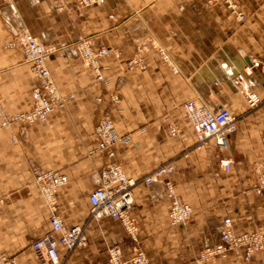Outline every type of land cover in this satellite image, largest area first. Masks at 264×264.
I'll return each instance as SVG.
<instances>
[{
	"label": "crops",
	"instance_id": "0c3cea01",
	"mask_svg": "<svg viewBox=\"0 0 264 264\" xmlns=\"http://www.w3.org/2000/svg\"><path fill=\"white\" fill-rule=\"evenodd\" d=\"M234 1L244 20L213 0H106L89 7L79 0H0L3 114L32 111V92L40 85L21 46L14 45L22 32L56 48L48 67L67 99L45 122L2 126L0 119V254L16 264H39L31 244L51 231L52 216L34 180L33 171L40 169L68 176L57 214L67 227H85L86 246L61 248L63 264H108L113 246L123 264H131L136 244L122 225L89 219V196L101 185L102 169L119 163L138 181L132 215L139 224L138 246L150 264H264V250L249 259L242 250L202 259L206 247L219 243L226 218L238 234L264 233V190L256 194L253 173L264 163V71L251 77L262 99L255 109L236 80L245 65L264 59V0ZM83 39H91L95 50L121 53L101 59L106 83L83 64L78 51ZM138 52L145 67L130 69ZM190 100L237 117L227 150L214 139L196 147L183 113ZM103 117L111 118L120 138L104 151L95 133ZM172 126L180 128L176 137L169 134ZM224 158L232 160L229 173L221 166ZM166 164L174 166L177 192L193 208L185 226L169 220L163 181L144 182Z\"/></svg>",
	"mask_w": 264,
	"mask_h": 264
},
{
	"label": "built area",
	"instance_id": "2783aa9c",
	"mask_svg": "<svg viewBox=\"0 0 264 264\" xmlns=\"http://www.w3.org/2000/svg\"><path fill=\"white\" fill-rule=\"evenodd\" d=\"M106 0H79L83 7L101 6ZM222 2L240 20L245 19V15L238 11L234 0H213ZM19 45L23 49L25 63L31 66L34 75L39 79L40 85L32 92L34 108L27 113H21L11 118L5 116L2 111L0 101V119L2 126H9L14 122L24 124H35L45 122L49 116L64 108L67 99L63 97L56 85L54 78L48 67L51 56L56 52L54 46H47L38 38L28 32L20 33L14 45ZM78 50L82 61L86 67L93 70L96 81L106 83V78L102 73L100 59L113 53L116 58H120L117 51L109 48L95 50L91 40L83 39L78 43ZM165 62L168 63V56L160 51ZM130 69H143L144 62L136 56L128 63ZM255 70L264 71V59L252 60L250 64L237 74L236 80L242 87L247 105L250 109L257 108L262 99L254 89L255 83L251 80ZM174 73L177 69L173 68ZM118 97L112 96V101L116 102ZM101 101V99L99 100ZM183 113L187 122L192 127L197 138L196 147L203 148L210 140L214 139L219 148L227 150L230 147L229 137L237 132V117L230 110L221 108L211 110L196 100H190L183 106ZM96 136L99 140V149L108 150L119 141V136L114 123L109 117L99 120L95 128ZM171 137L180 134L178 126L169 129ZM113 156V153H110ZM224 171L229 173L232 167V160L224 158L221 161ZM175 168L166 164L160 166L149 174L144 182L147 185L153 184L157 180H162L165 187L166 198L170 202L169 220L175 226L187 225L193 217V208L185 202L178 194L176 185L172 179ZM256 182V194H262L264 190V163L256 164L253 167ZM35 183L39 187L44 199L51 209L50 218L51 231L36 239L31 244V249L38 258L39 264H63L60 249L65 248L72 252L77 247H84L87 244L85 227L75 225L67 227L62 218L57 214L58 193L69 181L66 174L53 170L33 171ZM138 181L129 178L123 167L119 163H111L101 171V185L92 191L89 196L91 221H102L111 219L119 222L130 240L136 244L134 256L131 264H150V260L145 251L139 245V224L132 215L134 209L135 189ZM242 250L247 259L259 251L264 250V233L259 231L236 233L232 220L226 218L222 222L220 241L215 246L206 247L202 259L212 260L215 258H226L231 252ZM0 264H16L14 259H10L0 254ZM108 264H123L122 256L118 247L113 246L108 249Z\"/></svg>",
	"mask_w": 264,
	"mask_h": 264
},
{
	"label": "rangeland",
	"instance_id": "374dc122",
	"mask_svg": "<svg viewBox=\"0 0 264 264\" xmlns=\"http://www.w3.org/2000/svg\"><path fill=\"white\" fill-rule=\"evenodd\" d=\"M88 40H91V39H88ZM92 41V40H91ZM80 42V40L78 41V43ZM110 49V48H109ZM23 50V49H22ZM112 50V49H111ZM79 51V50H78ZM113 51H116V50H113ZM118 52V51H117ZM119 54H120V57H121V53L120 52H118ZM109 55H114L113 53H110ZM109 55H107V56H109ZM81 56V55H80ZM115 56V55H114ZM136 56H138V57H140L141 58V60H142V62H143V56L141 55V52H138L137 54H135L133 57H132V59L134 58V57H136ZM25 59V58H24ZM102 59V58H101ZM101 59H100V61H101ZM81 60H82V58H81ZM131 60V59H130ZM129 60V61H130ZM83 62V61H82ZM129 63V62H128ZM84 64V63H83ZM85 65V64H84ZM100 66H101V63H100ZM87 68H89V67H87ZM101 68H102V66H101ZM137 68V67H136ZM90 70H92L91 68H89ZM93 71V70H92ZM255 177V176H254Z\"/></svg>",
	"mask_w": 264,
	"mask_h": 264
}]
</instances>
